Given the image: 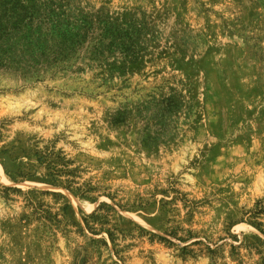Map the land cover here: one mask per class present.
Instances as JSON below:
<instances>
[{"label": "rangeland", "instance_id": "obj_1", "mask_svg": "<svg viewBox=\"0 0 264 264\" xmlns=\"http://www.w3.org/2000/svg\"><path fill=\"white\" fill-rule=\"evenodd\" d=\"M0 264H264V0H0Z\"/></svg>", "mask_w": 264, "mask_h": 264}]
</instances>
